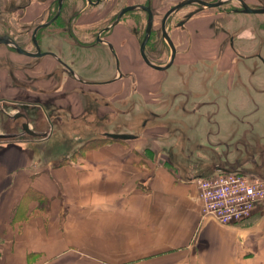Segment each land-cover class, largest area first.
I'll return each instance as SVG.
<instances>
[{"label": "crops", "instance_id": "1", "mask_svg": "<svg viewBox=\"0 0 264 264\" xmlns=\"http://www.w3.org/2000/svg\"><path fill=\"white\" fill-rule=\"evenodd\" d=\"M223 10L208 24L192 25L189 43L183 47L173 37L176 54L168 68L155 70L146 64V72L134 50L137 32L127 37L129 28L118 23L126 12L108 28L107 39L93 42L94 33L103 27H97L99 17L91 9L79 16L83 27L69 28L62 37L67 48L60 42L55 51L47 49L66 62L75 76L62 71L56 57L44 55L32 57L35 74L23 77L21 65L5 62L2 52L7 46L0 45V98L34 94L38 99L33 105L40 109L38 121L45 116L59 122L54 136L74 134L89 139L105 137L100 135L104 132L135 133L131 117L139 111H118L110 104L127 107L136 92L147 103L143 106L158 105L164 95L180 88V80L189 82L199 72L205 78L202 64L219 59L218 68H229L232 58L222 55L220 48L228 44L231 34L235 43H241L239 49L244 50L242 42L246 41L248 53L256 50L264 14ZM237 20L242 25H235ZM51 22L38 28L37 34L54 26ZM39 41L44 49L41 37ZM107 42L123 65L119 78H108L113 68ZM125 90L120 99L107 101ZM99 97L104 99L98 102ZM101 104L115 111L112 126H103L98 119L109 112ZM159 136L105 137L95 146L66 153L55 163L54 151L47 148L50 143L40 146L16 140L0 144V264H264V210L250 226L221 225L203 218L197 181L190 176L208 174V168L205 173H182L186 167L178 160L154 161L150 147L160 141ZM53 140L51 147L64 139ZM198 144L206 146L202 141ZM179 153L177 149L175 154Z\"/></svg>", "mask_w": 264, "mask_h": 264}, {"label": "rangeland", "instance_id": "2", "mask_svg": "<svg viewBox=\"0 0 264 264\" xmlns=\"http://www.w3.org/2000/svg\"><path fill=\"white\" fill-rule=\"evenodd\" d=\"M19 1L0 0V33L5 32L14 36L23 48L32 51V43L30 41L32 29L36 24L46 19L48 5L53 3V1L32 0V4H29L24 9L8 11L10 5H14ZM178 1L180 0H151V9L153 11L152 25L156 33L159 31L160 19L164 11ZM248 1L252 4L251 6L264 5L263 0ZM37 2L38 4L35 5ZM142 2L143 0H138V2L132 0H102L100 3L91 4L83 0H64V16L63 13L59 14L56 21L53 22L54 26L47 28L48 30L45 33L39 35L43 42V48L44 50L51 49L55 51L56 48L62 45L60 42L65 45V48L68 47L69 44L65 39L63 41L62 38L64 35H68L62 27L68 14L70 28L73 27L75 30L79 29V26L83 24L82 20H79V16H84L93 9V12H96V15L99 17L96 22L97 27H104L114 18L122 6ZM238 5L239 3L235 1L229 2L221 7L203 8L201 11L196 12L184 26L176 28L175 21L196 7L195 4L187 5L181 8L171 18L172 21L168 25L169 30L176 39L178 46L183 47L189 43L190 39H188L187 35L192 25L196 24V22L208 24L217 18V14L220 13L218 10L221 8L227 11L233 7H238ZM53 6H55V3H53ZM118 23L123 28H129L127 30V37L135 36L134 31H137L138 36L133 39L134 50L135 52L137 50L139 64L147 72L148 67L138 54V39L144 31L146 23L145 12L142 10L126 12ZM235 23L237 26L242 25L238 20ZM81 27L80 29H82ZM262 27H264V23ZM103 34L106 35L103 38L107 39L108 32ZM258 35L261 41L257 39L256 50L248 53L250 44L243 41L242 47L245 48L244 50L239 49L238 44L240 45L241 43H235L233 34H231L230 40L235 51L234 49L229 50L227 47L228 44H223L220 48L224 53L222 55L232 58V64L229 65V68L224 65L218 68L215 64H222V61L219 59L217 62L214 61V63L206 62L202 64L204 73H206L205 78H202L199 72L197 75L192 76L189 82L182 83L185 79L180 80V85H178V88H180L176 89L172 94L164 95L161 99L162 103L158 105L156 103H150L143 106V104L147 103H143V99L136 92V98L127 107L124 104L118 106L110 105L118 111L119 109L138 110L139 112H135L138 115L131 117L132 123L135 124V133H129H134L142 137H146L150 133H159L160 141H157L155 146L150 147L153 160L156 161V159L161 158L163 160L162 163L166 160H178V162H182L186 167V169L181 168L182 173H201L200 171L202 170V173H205V168H208V172H206L208 174L205 176L211 175L216 173L215 169H213L215 165H220L228 169L237 168L235 164L240 163L244 157L251 158L250 161L255 157L257 162L259 160L264 162V30H261V34ZM155 43L157 45L159 44V49L164 50L163 44L158 42V40H155ZM6 49L7 51L5 53L4 51L2 52L5 62L21 65L20 68L23 77L35 74L34 66L31 64L34 63V60H31L32 57L9 50L8 46ZM108 52L113 68L111 69L110 77H108L111 78L118 75V73L115 69V59L112 53L110 51ZM155 55H157L155 57L159 61H163L167 59L168 51L160 55ZM183 55L185 56V54H182L176 57L177 62ZM97 56L101 58L99 55ZM14 58L20 59V61L15 63L13 62ZM99 64L101 68L105 67L102 62ZM60 67L61 70L64 68L62 65ZM122 69H124L123 65L121 66V63H119L120 73ZM170 69L172 70V68ZM150 72L153 73V70ZM179 79H182V77ZM186 87H190V90L188 91ZM125 88L127 90L129 89L127 85ZM127 90L122 92V94H117L116 97H107L106 99L107 101L113 102L117 98L120 99V96L124 95ZM88 94L90 95V93ZM35 97L34 94L23 93L19 96L20 99L0 98V133L12 135L10 137L0 138V144L16 140H28L32 143L37 142L41 146L47 142L50 143L47 148L54 151V155L52 156L54 157L53 163L60 162L65 158L64 155L68 153V150L72 153L80 149L83 142L87 139L83 138L84 136L74 134L72 135L73 138H65L64 134L54 136V132L57 131L55 126H58L59 122L48 119L45 116H41V120L38 121L40 109L33 105L36 104L35 100L38 99V97L37 99ZM93 97L92 95L91 99ZM101 99L104 98L99 97L97 101L100 102ZM113 108L101 104V109L109 112L100 114L99 116L93 114V116H97L101 123H103V126H112L115 121L112 118L115 114V111L112 110ZM16 110L23 112L26 118L28 117L27 120L33 123L31 125L35 131L44 132L46 135L44 137L28 135L23 131L18 120L10 124L11 117L13 118V113L11 112ZM164 111L167 113L164 114ZM45 114L47 115L46 112ZM145 124L147 125L146 129H144ZM10 125L13 127V131H9L8 128ZM189 127L193 129H189ZM164 129L165 131L160 133V130ZM100 135L103 136V133H100ZM62 137L64 140L61 141L59 146L51 147L54 143L53 139L56 141ZM201 141L206 143V146H200L201 144L198 143ZM258 141L260 142L258 143ZM260 143L262 145H259ZM177 149L180 151L179 155L175 154ZM59 151H63V153H58ZM145 158L149 157L145 156ZM237 158L239 160L236 161ZM262 167L261 169L254 168L250 163H247L243 165L242 171H257V174L264 176V165ZM261 210H264V205L258 204L250 218L248 217L249 219L240 225L250 226L255 223L260 216L259 211ZM249 221L250 223L247 224ZM231 224H238V222Z\"/></svg>", "mask_w": 264, "mask_h": 264}, {"label": "water", "instance_id": "3", "mask_svg": "<svg viewBox=\"0 0 264 264\" xmlns=\"http://www.w3.org/2000/svg\"><path fill=\"white\" fill-rule=\"evenodd\" d=\"M62 0H59V6ZM89 1V0H88ZM101 0H95L93 3H98ZM150 0H148L147 4H129V5H125L123 7L120 8V10L118 11V13L116 14L114 20L107 25L104 29L109 28L110 26H112L113 24H115L120 16L127 12V11H132V10H144L147 13V18H146V26L144 29V36L143 39L141 40L140 43V55L142 57V59L144 60V62L156 69V70H164L166 68H168L174 61L175 58V46L171 40V38L169 37V35L167 34V31L165 29V23H166V19L175 11H177L178 9L186 6V5H191V4H195L196 7L190 11H188L185 14V19L190 18L193 14H195L196 12H198L199 10L206 8V7H221L229 2L232 1H237L239 3L238 7H233L231 10L232 11H241V12H245V13H257V14H264V5H259V6H251L249 5L245 0H180L178 2H176L175 4L171 5L163 14L162 18H161V22H160V28L162 31V36L165 38L166 42L168 43L170 50H171V57L170 59L167 61V63H165L164 65H158L155 64L154 62H152L144 53V46L148 40V36L150 34L151 31V26H152V22H153V15H152V11H151V7H150ZM18 8V7H17ZM59 12V9L57 11V13L55 14V16H57ZM54 17V16H53ZM53 17L43 23H39L37 24V26L33 29L32 32V37H33V42H35V33L38 30V28L47 25L52 19ZM184 20L180 21L178 23L182 24ZM0 43H3L5 45L8 46H13L14 49H16V51H18L19 53H22L24 55L30 56V57H40V56H44V55H52L54 57H56L59 62L62 64V66L64 67V69L71 75L75 76V72L74 70L66 64V62L62 61L55 52L53 51H42L40 49V47L36 44L35 46V51H29L27 49H24L23 47L19 46L9 35L7 34H2L0 35ZM108 45L110 46V49L112 50L111 44L109 42H107ZM13 118L22 116L24 118V121L21 123V127L23 129V131L25 133H27L30 136H35V137H44L46 135V133L44 132H38L35 131L33 129L30 128L29 126V122L26 118V115L23 112L20 111H16L13 113ZM12 136L11 134H5V133H0V138H6V137H10ZM103 136L105 137H109V138H113V139H130V138H134L136 135L134 133H129V132H104ZM158 162H161L162 159L158 158L157 159ZM214 169L216 171H221V172H238L241 173L242 170L238 169V168H233V169H228L226 167L220 166V165H215Z\"/></svg>", "mask_w": 264, "mask_h": 264}, {"label": "built area", "instance_id": "4", "mask_svg": "<svg viewBox=\"0 0 264 264\" xmlns=\"http://www.w3.org/2000/svg\"><path fill=\"white\" fill-rule=\"evenodd\" d=\"M205 175L190 176L197 181L203 218L229 225L250 217L258 204L264 205V176L256 171Z\"/></svg>", "mask_w": 264, "mask_h": 264}, {"label": "flooded vegetation", "instance_id": "5", "mask_svg": "<svg viewBox=\"0 0 264 264\" xmlns=\"http://www.w3.org/2000/svg\"><path fill=\"white\" fill-rule=\"evenodd\" d=\"M53 1V3H55V6H53V3H51L50 5H48V8H47V10H48V15L46 16V19L44 20L45 22L46 21H48V20H50L53 16V19L51 20L52 22H54V21H56V19L58 18V15L59 14H61V13H64V6H63V1L64 0H62L61 1V3H60V6H59V0H52ZM83 1H87L88 3H91V4H97V3H93L95 0H83ZM102 1V0H101ZM20 2V3H19ZM18 3H16V4H14V5H10V7H9V9H8V11H15V10H19V9H24L25 7H27V6H29V4H30V2H31V0H20ZM147 2H148V0H143V2L142 3H138V4H147ZM99 3V2H98ZM149 3H150V7H151V0L149 1ZM136 4V3H135ZM129 5V4H128ZM190 5V4H189ZM125 6V5H124ZM187 6V5H186ZM18 7V8H17ZM123 7V6H122ZM185 7V6H184ZM152 8V7H151ZM183 8V7H182ZM58 9H59V12H58V14H57V16H55V14L57 13V11H58ZM181 9V8H180ZM180 9H178L177 11H175L174 13H172L167 19H166V23H165V29H166V31H167V34L169 35V37L171 38V40H172V42H173V44H174V39H173V36H172V34H171V32H170V30H169V27H168V25H169V22L170 21H172V17L174 16V14L175 13H177ZM51 10V11H50ZM120 10V9H119ZM118 10V11H119ZM118 11H117V13H118ZM132 11H134V10H132ZM142 11H144V10H142ZM151 11H152V9H151ZM145 12V14H146V18H147V13H146V11H144ZM116 13V14H117ZM187 13V12H186ZM185 13V14H186ZM116 14H115V16H116ZM164 14V13H163ZM185 14H183L182 15V17H180V18H178L176 21H175V25H176V28L177 27H182V26H184V24L190 19V18H188V19H185ZM152 15H153V11H152ZM115 16H114V18H115ZM163 16V15H162ZM114 18L112 19V21L114 20ZM162 18V17H161ZM182 20H184L183 22H182V24H179L178 25V23L180 22V21H182ZM69 21H70V18L68 17V18H66V21L64 22V25L62 26L63 27V30H65V31H68L69 30V28H70V25H69ZM111 21V22H112ZM51 22V23H52ZM160 22H161V19H160ZM153 23V22H152ZM39 24V23H38ZM110 24V23H109ZM108 24V25H109ZM37 26V24L33 27V29L35 28ZM145 26H146V23H145ZM106 26H104L103 28H101V29H99L98 31H96L95 33H94V35H93V42L95 41V42H100V41H103V37L104 36H106V35H104L103 33H105V32H109L108 30V28L107 29H104ZM33 29H32V32H33ZM144 29H145V27H144ZM32 32H31V37H30V41H31V43H32V52L33 51H35V46H36V44L40 47V49H42V47H41V45H40V41H39V35L37 34V32L35 33V41H36V44H35V42H33V37H32ZM135 32H137V31H135ZM144 31H143V33L141 34V37H139V39H138V41H139V43H138V52H139V57L142 59V57H141V55H140V43H141V40L143 39V36H144ZM2 34H7V33H5V32H3V33H0V35H2ZM137 34V33H136ZM7 35H9L19 46H21V47H23L18 41H17V39L14 37V36H11L10 34H7ZM138 35V34H137ZM232 37V36H231ZM105 40V39H104ZM155 40H158V42H160L161 44H163V48H164V50H161V49H159L158 48V45H157V43H155ZM227 43H228V45L229 46H232L233 47V44L231 43V40H230V37L228 38V40H227ZM107 44V46L109 47V51L112 53V55H113V57H114V59H115V61H114V64L116 65V67H115V69H116V71H117V73H118V75H116V77L117 78H119V77H121L122 76V74H124L122 71H121V73H120V71H119V59H118V57L116 56V54H115V51H114V49L112 48V50L110 49V46L108 45V43H106ZM0 45H5V44H3V43H0ZM6 46H8V45H6ZM174 46H175V44H174ZM112 47V46H111ZM8 49L9 50H12V51H14V52H17V53H19L18 51H16V49H14V47L13 46H8ZM25 49V48H24ZM42 51H51V50H44V49H42ZM168 51V57H167V59L166 60H163V61H159V59H157L155 56H157V55H155V54H163V53H165V52H167ZM144 53L146 54V56L152 61V62H154L155 64H158V65H164L165 63H167V61L170 59V57H171V50H170V47H169V45H168V43L166 42V40H165V38L162 36V31H161V28H160V26H159V31H158V33H156L155 32V30H154V28H153V25L151 26V31H150V34H149V36H148V40H147V42H146V44H145V46H144ZM20 54H22V53H20ZM175 54H176V47H175ZM143 60V59H142ZM143 62H144V60H143ZM145 63V62H144ZM146 64V63H145ZM150 67V66H149ZM152 68V67H151ZM154 69V68H153ZM156 70V69H155ZM119 71V72H118ZM17 118V119H16ZM16 118H12L11 117V122H10V124H13L14 123V121H16V120H18L19 122H20V124L23 122V117L22 116H19V117H16ZM27 119H28V117H27ZM9 129V131H13L12 129H13V127L10 125V127L8 128ZM64 143V142H63ZM264 151V150H263ZM263 156H264V153H263ZM248 159V160H247ZM250 159L251 158H246V157H244V159H242L241 160V162L239 163H236L235 165L237 166V168L238 169H240V170H243L242 168H243V165L244 164H247V163H250L254 168H258V169H261V168H263L262 166L264 165V162L262 161V160H259L258 162L256 161V159H255V157H253V160H251L250 161ZM261 159H263V158H261ZM237 160V159H236ZM242 172H247V171H242ZM248 172H251V171H248ZM257 172V171H256Z\"/></svg>", "mask_w": 264, "mask_h": 264}, {"label": "trees", "instance_id": "6", "mask_svg": "<svg viewBox=\"0 0 264 264\" xmlns=\"http://www.w3.org/2000/svg\"><path fill=\"white\" fill-rule=\"evenodd\" d=\"M105 137H101V138H89V139H87V140H85L84 142H83V144H82V146H81V148H87V147H90L91 145L92 146H95L96 144H98V143H100L103 139H104ZM105 140V139H104ZM98 141H100V142H98ZM96 142H98V143H96ZM96 143V144H95ZM80 148V149H81ZM79 150V149H78ZM77 150H75V151H73L72 153H70L69 152V150L67 151V152H69L70 154H73L74 152H76ZM250 218V217H249ZM249 218H247V219H244V220H242V221H240V222H238V224H243V222L244 221H247ZM250 223V221L247 223V224H249ZM246 223H245V225H247Z\"/></svg>", "mask_w": 264, "mask_h": 264}]
</instances>
